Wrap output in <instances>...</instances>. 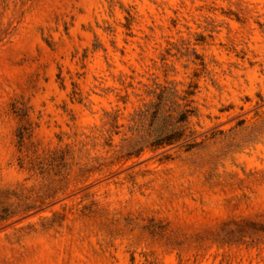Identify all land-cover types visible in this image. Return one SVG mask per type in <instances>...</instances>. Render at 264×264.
<instances>
[{
    "label": "rangeland",
    "instance_id": "374dc122",
    "mask_svg": "<svg viewBox=\"0 0 264 264\" xmlns=\"http://www.w3.org/2000/svg\"><path fill=\"white\" fill-rule=\"evenodd\" d=\"M0 264H264V0H0Z\"/></svg>",
    "mask_w": 264,
    "mask_h": 264
},
{
    "label": "trees",
    "instance_id": "16d2710c",
    "mask_svg": "<svg viewBox=\"0 0 264 264\" xmlns=\"http://www.w3.org/2000/svg\"><path fill=\"white\" fill-rule=\"evenodd\" d=\"M191 93H186L185 96L179 97L180 101H186L187 96ZM173 95L166 90H163L156 96V101L151 103L145 110L150 116L151 124H158L152 129V141L150 146L153 148L164 147L172 145L181 138V128L186 123L188 117L193 114V110L189 108V102L183 105V110L177 113L176 117L172 118L174 109L168 104H175L170 101Z\"/></svg>",
    "mask_w": 264,
    "mask_h": 264
}]
</instances>
